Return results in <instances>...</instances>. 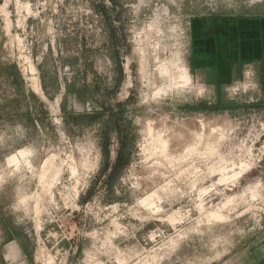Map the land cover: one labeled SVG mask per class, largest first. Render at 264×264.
<instances>
[{
    "label": "rangeland",
    "instance_id": "1",
    "mask_svg": "<svg viewBox=\"0 0 264 264\" xmlns=\"http://www.w3.org/2000/svg\"><path fill=\"white\" fill-rule=\"evenodd\" d=\"M232 14L264 0H0V231L35 264L264 259L257 87L187 68L192 20Z\"/></svg>",
    "mask_w": 264,
    "mask_h": 264
},
{
    "label": "crops",
    "instance_id": "2",
    "mask_svg": "<svg viewBox=\"0 0 264 264\" xmlns=\"http://www.w3.org/2000/svg\"><path fill=\"white\" fill-rule=\"evenodd\" d=\"M188 70L214 93L254 82L264 107V14L198 17L188 32ZM34 244L14 227L0 231V264H35ZM264 264L262 261H254Z\"/></svg>",
    "mask_w": 264,
    "mask_h": 264
},
{
    "label": "bare ground",
    "instance_id": "3",
    "mask_svg": "<svg viewBox=\"0 0 264 264\" xmlns=\"http://www.w3.org/2000/svg\"><path fill=\"white\" fill-rule=\"evenodd\" d=\"M32 70H34V68L32 69ZM34 79V78H33ZM35 84V83H34ZM36 85V84H35ZM37 86H39V85H37ZM165 139V138H164ZM170 144V143H169ZM166 145V144H165ZM167 146H169V145H167ZM163 147V149L164 148H166V147H164V146H162ZM172 147V146H171ZM167 149V148H166ZM27 153H29V150H27V149H24V150H21L19 153H17V154H15L13 157H12V159H10V163H12V164H14V165H16V166H19V164H20V162H19V160H20V158H24L25 159V155L27 154Z\"/></svg>",
    "mask_w": 264,
    "mask_h": 264
}]
</instances>
